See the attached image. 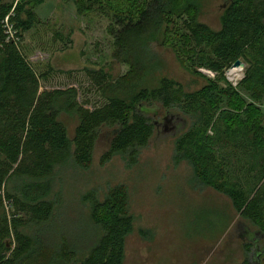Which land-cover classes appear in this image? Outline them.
<instances>
[{
  "label": "trees",
  "instance_id": "1",
  "mask_svg": "<svg viewBox=\"0 0 264 264\" xmlns=\"http://www.w3.org/2000/svg\"><path fill=\"white\" fill-rule=\"evenodd\" d=\"M73 2L80 17L112 18V58L128 71L113 78L103 69L83 70L104 101L94 110L79 102L75 88L41 93L42 82L55 72L31 64L21 42L42 24L35 9L43 2L0 0V209L3 194L15 207L10 216L0 214V264H124L134 231L124 187L111 189L103 202L92 200L90 222L100 236L75 248L53 226L60 204L59 196L49 197L53 183L69 164L89 169L102 140V164L117 155L135 156L149 146L156 118L174 109L194 120L176 139V162H187L199 183L227 196L236 214L264 238V115L231 85L220 86L224 70L243 59L250 66L238 89L262 99L264 0H228L218 30L200 21L202 0H143L132 3L134 11L109 0ZM153 45L170 50L194 74L201 76L205 68L217 79L204 78L206 86L185 91L162 75ZM153 108V115L142 112ZM62 115L77 122L73 138Z\"/></svg>",
  "mask_w": 264,
  "mask_h": 264
},
{
  "label": "rangeland",
  "instance_id": "2",
  "mask_svg": "<svg viewBox=\"0 0 264 264\" xmlns=\"http://www.w3.org/2000/svg\"><path fill=\"white\" fill-rule=\"evenodd\" d=\"M41 1L35 12L42 24L26 34L21 42L31 64L40 70L52 67L55 72L47 82H42L40 92L75 88L79 102L87 109L100 107L104 101L83 70L103 69L113 78L128 71L127 65L112 58L113 38L108 32L112 18L102 14L80 17L73 0ZM109 1L114 6L123 3L122 9L127 11H134L132 3L143 2ZM202 1L200 21L218 30L219 16L228 0ZM56 33L63 40L57 39ZM152 50L161 59L162 75L182 84L187 92L206 86L208 81L204 78L213 81L218 77L205 68L199 70L201 76L194 74L170 50L157 45H153ZM241 61L245 69L234 75L233 69L224 70L226 82H220V86L231 85L264 115V95L255 101L238 89L250 66ZM156 111L153 108L142 112L153 115ZM169 113L165 119L156 118L157 127L149 146L135 156L117 155L102 164L107 150L102 140L89 169L69 164L57 171L49 196L51 200L60 197L53 223L56 231L59 235L65 234L75 248L97 242L100 235L90 222L91 202L93 199L103 202L111 189L124 187L129 215L134 220V231L126 240L124 264H243L245 260L264 264V238L256 228L236 214L227 196L199 183L187 162H176V139L194 120L176 109ZM61 120L73 138L76 120L64 115ZM9 188L12 192L13 185ZM2 207L0 214L4 210L10 216L15 211L4 194ZM21 216L28 219L26 215ZM11 242L9 240L8 245ZM249 244L253 247L247 253Z\"/></svg>",
  "mask_w": 264,
  "mask_h": 264
},
{
  "label": "water",
  "instance_id": "3",
  "mask_svg": "<svg viewBox=\"0 0 264 264\" xmlns=\"http://www.w3.org/2000/svg\"><path fill=\"white\" fill-rule=\"evenodd\" d=\"M231 69H239L241 71H243L245 69V64L241 61V60H238L236 61L233 66L231 67Z\"/></svg>",
  "mask_w": 264,
  "mask_h": 264
},
{
  "label": "bare ground",
  "instance_id": "4",
  "mask_svg": "<svg viewBox=\"0 0 264 264\" xmlns=\"http://www.w3.org/2000/svg\"><path fill=\"white\" fill-rule=\"evenodd\" d=\"M235 71H231V73L234 75L235 73H238L239 71H241V70H239V69H234ZM238 71V72H237Z\"/></svg>",
  "mask_w": 264,
  "mask_h": 264
},
{
  "label": "flooded vegetation",
  "instance_id": "5",
  "mask_svg": "<svg viewBox=\"0 0 264 264\" xmlns=\"http://www.w3.org/2000/svg\"><path fill=\"white\" fill-rule=\"evenodd\" d=\"M231 71H235V70H231ZM238 72V71H237Z\"/></svg>",
  "mask_w": 264,
  "mask_h": 264
}]
</instances>
